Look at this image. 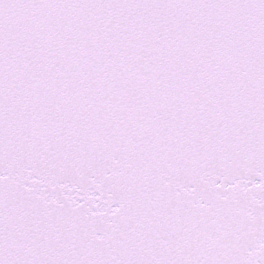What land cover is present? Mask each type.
Returning a JSON list of instances; mask_svg holds the SVG:
<instances>
[{"label":"snow or ice","instance_id":"snow-or-ice-1","mask_svg":"<svg viewBox=\"0 0 264 264\" xmlns=\"http://www.w3.org/2000/svg\"><path fill=\"white\" fill-rule=\"evenodd\" d=\"M0 264H264V0H0Z\"/></svg>","mask_w":264,"mask_h":264}]
</instances>
